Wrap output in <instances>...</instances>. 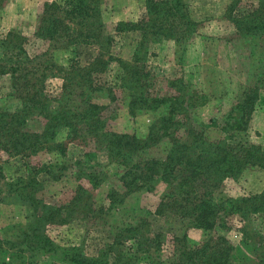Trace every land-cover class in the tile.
<instances>
[{"label": "trees", "instance_id": "trees-1", "mask_svg": "<svg viewBox=\"0 0 264 264\" xmlns=\"http://www.w3.org/2000/svg\"><path fill=\"white\" fill-rule=\"evenodd\" d=\"M116 1H45L30 36L16 30L4 38L0 206L20 209L22 219L0 226V264H264V190L226 193L229 181L264 170V147L249 136L264 91V0H229L221 18L205 22L191 0H145L143 18L115 24ZM208 24L215 28L203 35L207 44L237 64L217 80L209 75L210 90L201 64L187 66ZM128 39L129 60L115 53ZM164 44L181 70L160 81L147 63ZM113 64L119 75L110 80ZM240 65L248 85L232 92ZM117 90L132 118L152 119L145 135L115 129ZM212 101L214 117L202 124L199 110ZM78 147L79 157L71 156ZM1 159H19L22 172L7 176ZM66 177L75 187L64 203L40 196ZM76 221L108 229L93 253L87 239L64 244L52 236Z\"/></svg>", "mask_w": 264, "mask_h": 264}, {"label": "rangeland", "instance_id": "rangeland-1", "mask_svg": "<svg viewBox=\"0 0 264 264\" xmlns=\"http://www.w3.org/2000/svg\"><path fill=\"white\" fill-rule=\"evenodd\" d=\"M45 1H62V0H8L5 4L3 11H0V58L4 56V38L9 32H15L16 30L23 33L24 35H31V31L33 29L37 8L40 4ZM248 1V0H247ZM113 2H111L112 4ZM193 15L200 22H205L209 16H215L217 18H221L222 12L225 11V6L229 4V0H191ZM115 4V2H114ZM145 9V0H118L116 1V11L110 13V20L112 22L120 23V22H131L136 23L141 18H143ZM204 29L201 30V37L197 38L193 45L190 46V57L187 60L188 68H191L192 65L201 67L204 71V81L206 82L207 90H210L209 82L210 79H218L219 72L230 70L231 66L234 69L236 61L231 64L229 53L226 52L225 48L219 45L216 48L209 42L207 44V40L203 37L204 34H210V30L215 28L213 24H208L207 27L203 26ZM219 32H222L219 31ZM39 42L43 43L39 40ZM45 47L49 43H43ZM134 44L128 39L121 45V41L116 46L115 53L124 58L131 59L132 54L134 52ZM94 51V49H85V54H90V51ZM210 51V52H209ZM36 52V51H35ZM152 53L156 54V56H152L147 63V68L157 77L159 80L171 78L173 71L181 70V67L171 62V59L174 57L172 48H168L166 44L159 45L158 47L152 48ZM215 56V57H214ZM216 64V66L214 65ZM242 72L240 74H236L234 78L238 81L235 85L232 86V92L236 90L238 86L245 87L247 84V73H244L243 66L240 65ZM119 67L118 64H113L110 68L109 79H114L119 75ZM236 69V68H235ZM214 71V74H213ZM233 73V71H232ZM183 74V73H182ZM182 74L180 76H182ZM209 75L210 79H209ZM57 82H60L57 80ZM56 82L54 81V87H56ZM50 89H53L52 86H48ZM206 90V92H207ZM2 94V92L0 93ZM118 96V100L114 103V107H117V115H116V126L115 129L120 132L126 133H136L140 136L146 134L148 126L151 123V118L148 115L141 114L136 118H132L128 113V107L126 104L125 94H123L120 90L116 91ZM215 94V93H214ZM220 93L215 94V96H219ZM224 95V94H221ZM220 97V96H219ZM230 99V98H229ZM3 98L0 100V105L4 104ZM228 101V100H226ZM225 101V102H226ZM7 102V101H6ZM215 101L210 102L207 106L203 107L199 110L198 120L202 124H207L213 115V104ZM229 109V107H224V109ZM224 117V115H223ZM222 118V115H220ZM220 133L212 129L211 137L217 138ZM250 139L258 145L264 147V91L261 92L257 109L253 114L250 121V129H249ZM80 148H76L71 150L70 155L79 157ZM47 159H43L42 161H47ZM2 164L4 163V167L6 170V175L9 177L15 176V172H19L22 170V162L18 161L19 159H1ZM18 161V162H17ZM22 172V171H21ZM75 180L71 177H66L62 181L49 184L48 189L43 191L40 196L47 202L52 203V201L57 202L58 205L64 203V201L68 200L72 194V190L75 187ZM226 193L230 197H244L253 194L260 193L264 190V170L260 169H250L245 176L239 181H229L227 183ZM108 186L103 187L101 191L98 193L99 195H105ZM102 197V196H101ZM100 197V198H101ZM150 202H152L153 197L146 196ZM157 198V197H156ZM154 199V198H153ZM0 226L5 227L8 224L15 222L16 220L22 219V212L20 209L16 207H9L5 205L0 206ZM260 220L256 217V222ZM159 222L158 220L156 221ZM161 224L158 223L157 227ZM256 225H259L256 223ZM264 229V224H263ZM226 234L225 231L222 232ZM229 233V232H228ZM227 233V234H228ZM51 234V232H50ZM108 229L104 226H91L85 225L76 221L72 223L67 229H57L56 232H52V236L55 238L57 242L68 243V244H79L82 240L87 239L88 252H94L93 247L96 244H100L104 242V239L108 237ZM230 234V233H229ZM194 241L197 239L196 235L191 236Z\"/></svg>", "mask_w": 264, "mask_h": 264}]
</instances>
